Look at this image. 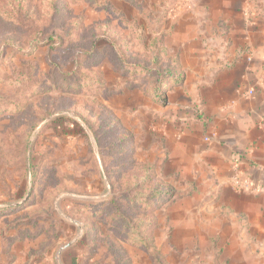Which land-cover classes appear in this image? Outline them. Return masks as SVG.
Returning <instances> with one entry per match:
<instances>
[{
	"label": "rangeland",
	"instance_id": "rangeland-1",
	"mask_svg": "<svg viewBox=\"0 0 264 264\" xmlns=\"http://www.w3.org/2000/svg\"><path fill=\"white\" fill-rule=\"evenodd\" d=\"M256 19L264 0H0V264H264L189 120L208 53Z\"/></svg>",
	"mask_w": 264,
	"mask_h": 264
},
{
	"label": "crops",
	"instance_id": "crops-1",
	"mask_svg": "<svg viewBox=\"0 0 264 264\" xmlns=\"http://www.w3.org/2000/svg\"><path fill=\"white\" fill-rule=\"evenodd\" d=\"M246 27L231 23L224 53L219 46L208 53L196 87L200 111H192L189 120L203 125L204 164L215 171L216 187L264 236V191H254L264 188V21L253 20ZM214 40L220 44L218 37ZM237 174L249 181L253 192L235 188Z\"/></svg>",
	"mask_w": 264,
	"mask_h": 264
},
{
	"label": "built area",
	"instance_id": "built-area-1",
	"mask_svg": "<svg viewBox=\"0 0 264 264\" xmlns=\"http://www.w3.org/2000/svg\"><path fill=\"white\" fill-rule=\"evenodd\" d=\"M246 60L250 62V61H251V56L248 55V56L246 57ZM253 93H254V91H253L252 89L247 90V94H248L249 96H251ZM233 183H234V186H235V188H236L237 190H240V189H242V188H244V189H250V188H249V186H250L249 181L246 180V179L241 178V177L239 176V174H237V175L234 176V178H233ZM256 190L259 191V192H263V191H264V188L255 189L254 191H256Z\"/></svg>",
	"mask_w": 264,
	"mask_h": 264
},
{
	"label": "trees",
	"instance_id": "trees-1",
	"mask_svg": "<svg viewBox=\"0 0 264 264\" xmlns=\"http://www.w3.org/2000/svg\"><path fill=\"white\" fill-rule=\"evenodd\" d=\"M168 78H169V79H174V81H175L176 83H178V84H179V83L181 82V80H182V77H181V76H177V77H176V76H172V75H170V74H169ZM156 89H157V94L161 92V91H160V88H156ZM160 100H163V98L160 99Z\"/></svg>",
	"mask_w": 264,
	"mask_h": 264
}]
</instances>
